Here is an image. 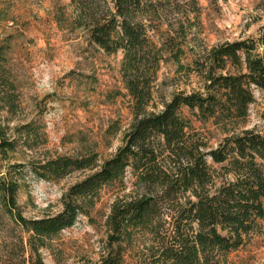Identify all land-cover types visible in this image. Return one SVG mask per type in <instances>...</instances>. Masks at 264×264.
<instances>
[{"label":"rangeland","instance_id":"374dc122","mask_svg":"<svg viewBox=\"0 0 264 264\" xmlns=\"http://www.w3.org/2000/svg\"><path fill=\"white\" fill-rule=\"evenodd\" d=\"M84 1L85 7L77 0H0L4 55L0 77L14 81L10 88L0 79V117L7 139L15 142L8 156L0 154V175L9 170L18 179L14 213L29 221L61 210L63 194L93 171L76 169L48 180L34 174L33 164L61 155L94 154L103 161L122 144L135 116V98L122 73L123 51L100 47L86 27L93 17L114 9V0ZM153 1L158 12L147 14V22L154 27L149 34L160 44L167 42L148 110H160L176 92L201 90L196 60L221 42L258 37L264 24V0ZM253 88L255 101L241 129L252 128L264 135V90ZM8 90L14 98L13 110L1 100ZM189 117L191 131H197L209 146H217L225 136L222 124ZM28 125L33 128L30 133ZM209 161L216 186L231 178L228 162ZM133 180L128 174L125 187L120 182L105 185L89 215H80L72 226L35 248L30 244L34 232L8 210L0 196V264H99L109 249L107 217L114 201L130 191ZM183 195L185 199L190 193ZM166 229L162 227L161 232ZM151 237L135 235L120 264L148 259L144 243ZM213 264H264V218L241 246L218 253Z\"/></svg>","mask_w":264,"mask_h":264},{"label":"trees","instance_id":"16d2710c","mask_svg":"<svg viewBox=\"0 0 264 264\" xmlns=\"http://www.w3.org/2000/svg\"><path fill=\"white\" fill-rule=\"evenodd\" d=\"M77 1L85 7L84 0ZM108 12L93 17L86 27L97 45L124 53L122 73L135 98V116L122 144L103 161L94 154L61 155L32 165L34 174L48 180L76 169L93 170L68 188L56 213L30 221L14 213L19 181L9 170L0 175V196L34 232L30 244L35 248L72 226L80 215H89L105 185L120 182L125 187L131 174L132 188L114 201L107 217L109 249L99 264H120L135 235H152L144 243L149 257L141 264H213L218 253L241 246L264 218V135L241 129L255 101L253 86L264 90V24L258 37L221 42L196 60L201 90L176 92L160 110H148L153 82L166 59L167 41L153 40L149 31L154 27L147 22L148 12L158 9L153 0H114ZM3 56L0 50V60ZM0 79L2 85L14 86L4 75ZM1 100L13 110L9 90ZM189 114L222 124L225 136L217 146L191 131ZM26 128L27 133L33 131ZM14 143L7 139L0 117V154L8 156ZM209 158L228 162L231 178L216 186ZM186 193L190 195L183 199Z\"/></svg>","mask_w":264,"mask_h":264}]
</instances>
